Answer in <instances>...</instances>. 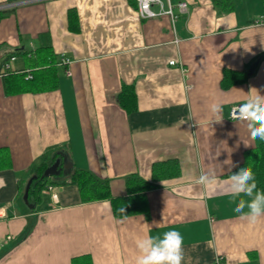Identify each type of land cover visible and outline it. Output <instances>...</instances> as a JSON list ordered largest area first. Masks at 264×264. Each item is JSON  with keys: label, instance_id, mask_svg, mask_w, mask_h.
<instances>
[{"label": "crops", "instance_id": "0c3cea01", "mask_svg": "<svg viewBox=\"0 0 264 264\" xmlns=\"http://www.w3.org/2000/svg\"><path fill=\"white\" fill-rule=\"evenodd\" d=\"M169 2L173 22L141 19L136 0H40L0 16V264H71L79 256L136 264L138 239L171 230L183 237L182 264H264V215L251 222L247 207L236 212L240 199L252 198L230 191V172L261 140L251 139L248 121L229 117L257 90L264 95V3L234 0L219 13L210 0ZM16 49L23 53L4 62ZM41 49L56 59L57 89L5 93V75L35 69ZM62 57L71 63L59 66ZM223 70L246 79L222 88ZM123 85L135 93L129 113L117 103ZM52 148L107 179L113 197L127 195L128 175L151 182L155 164L175 161L179 174L145 192L146 216L115 218L108 200L81 203L74 185L53 186L54 198L45 188L38 201L24 199L33 162ZM205 173L215 182L198 183Z\"/></svg>", "mask_w": 264, "mask_h": 264}, {"label": "trees", "instance_id": "16d2710c", "mask_svg": "<svg viewBox=\"0 0 264 264\" xmlns=\"http://www.w3.org/2000/svg\"><path fill=\"white\" fill-rule=\"evenodd\" d=\"M213 7L219 13H226L233 9L234 0H210ZM264 3V0H261ZM11 10L0 11V16L7 15ZM37 51V59L33 62L35 69L31 70V78L26 79L24 72H8L3 80L5 93L12 94L18 92L40 93L57 89L59 69L56 66V59L50 52L42 53ZM23 51L16 49L6 57L9 58L22 54ZM49 58V60H48ZM246 79L244 73L231 70H223L221 81L222 88H229L234 84L243 82ZM135 93L133 86L121 87L117 95L119 106L129 113L136 107ZM67 163H71L68 175L63 176V158ZM59 159L58 173L43 177V172ZM251 168L257 184L256 191L264 192V141H261L255 148L244 153V161L238 165L230 175L239 172L240 169ZM179 174L178 164L170 161L163 164H155L152 169V181H145L135 174L128 175L125 179L127 195L124 197H113L107 179L98 178L87 170L77 169L73 166L67 152L62 149L52 148L46 150L38 157L31 166L32 182L29 188L28 197L34 201L40 199V193L48 186L74 185L77 187L81 203L108 200L111 204L113 216L115 218H125L138 214L147 215L148 209L145 199V192L155 187L154 182L163 177H172ZM120 209H124L121 212ZM71 264H90L86 256H79L72 259Z\"/></svg>", "mask_w": 264, "mask_h": 264}, {"label": "clouds", "instance_id": "9594fccd", "mask_svg": "<svg viewBox=\"0 0 264 264\" xmlns=\"http://www.w3.org/2000/svg\"><path fill=\"white\" fill-rule=\"evenodd\" d=\"M222 105L215 103L211 105V112L215 117V122L222 121ZM240 119L248 121V128L252 140L264 141V95L257 90L255 95H250L249 99L243 103L239 109ZM230 191L233 196L244 193L251 197L250 202L240 199L235 207V211L243 213L245 207L248 208L247 216L251 222H255L258 217L264 215V192L256 191L257 184L251 168L244 167L239 172L230 176ZM215 182L213 175L205 173L199 177L198 183L210 185ZM124 212V209H120ZM136 247L139 255L136 264H182L183 237L177 230L163 233L162 236H149L138 239Z\"/></svg>", "mask_w": 264, "mask_h": 264}, {"label": "built area", "instance_id": "2783aa9c", "mask_svg": "<svg viewBox=\"0 0 264 264\" xmlns=\"http://www.w3.org/2000/svg\"><path fill=\"white\" fill-rule=\"evenodd\" d=\"M35 1H40V0H14L13 2H7V3H3L0 4V11H8V10H12L17 6L20 5H24L27 3H31V2H35ZM163 0H136V7H137V12L138 15L141 19H149V18H154L158 15H168L170 16L172 22L176 20L177 15H175L173 13V5H171V3L167 2V6L166 8H164ZM153 5H157L159 7V10L157 12L152 10V6ZM176 7L179 9V11H183L186 9V4L184 2H180L176 4ZM10 60H14V57H11ZM71 62L69 59L62 57L61 59H59V61L57 62V64L59 66H67L69 65ZM171 65L175 64V61H170L169 62ZM4 70L7 71L9 70V66L8 64H4ZM24 72V71H22ZM26 75V79H30L31 78V73L30 71H25L24 72ZM240 105H236L231 107L230 112H229V117L231 119H240V114H239V109ZM53 186H48L46 188V192L47 194L51 195L53 198L55 197L54 193H53ZM4 216V212L3 209L0 208V218H2ZM207 264H220V260L219 258H214L211 262L207 263Z\"/></svg>", "mask_w": 264, "mask_h": 264}, {"label": "water", "instance_id": "95a60500", "mask_svg": "<svg viewBox=\"0 0 264 264\" xmlns=\"http://www.w3.org/2000/svg\"><path fill=\"white\" fill-rule=\"evenodd\" d=\"M257 63L255 62L254 64H252L248 70V75H251L256 67ZM58 167H59V159L56 160L51 166H49L44 172H43V177H50L53 176L55 174L58 173ZM71 167V163H67V159L64 157L63 158V176L68 175L69 170ZM33 178H30L25 186V190H24V199L28 198V192H29V188L31 185Z\"/></svg>", "mask_w": 264, "mask_h": 264}, {"label": "rangeland", "instance_id": "374dc122", "mask_svg": "<svg viewBox=\"0 0 264 264\" xmlns=\"http://www.w3.org/2000/svg\"><path fill=\"white\" fill-rule=\"evenodd\" d=\"M9 61V60H8ZM30 65H32V64H30Z\"/></svg>", "mask_w": 264, "mask_h": 264}]
</instances>
